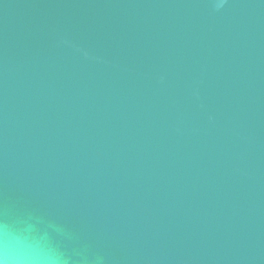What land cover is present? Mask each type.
Segmentation results:
<instances>
[{"label":"water","instance_id":"95a60500","mask_svg":"<svg viewBox=\"0 0 264 264\" xmlns=\"http://www.w3.org/2000/svg\"><path fill=\"white\" fill-rule=\"evenodd\" d=\"M0 0V205L105 264H264V0Z\"/></svg>","mask_w":264,"mask_h":264},{"label":"clouds","instance_id":"9594fccd","mask_svg":"<svg viewBox=\"0 0 264 264\" xmlns=\"http://www.w3.org/2000/svg\"><path fill=\"white\" fill-rule=\"evenodd\" d=\"M228 0H219L217 9ZM65 225L32 209L0 205V264H105L104 257L74 240Z\"/></svg>","mask_w":264,"mask_h":264}]
</instances>
